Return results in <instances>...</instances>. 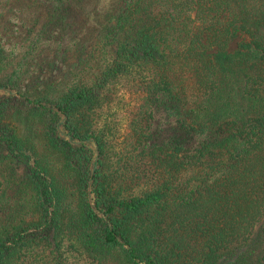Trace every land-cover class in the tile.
Instances as JSON below:
<instances>
[{
	"label": "trees",
	"instance_id": "1",
	"mask_svg": "<svg viewBox=\"0 0 264 264\" xmlns=\"http://www.w3.org/2000/svg\"><path fill=\"white\" fill-rule=\"evenodd\" d=\"M84 1L0 0V264H264V0Z\"/></svg>",
	"mask_w": 264,
	"mask_h": 264
},
{
	"label": "rangeland",
	"instance_id": "2",
	"mask_svg": "<svg viewBox=\"0 0 264 264\" xmlns=\"http://www.w3.org/2000/svg\"><path fill=\"white\" fill-rule=\"evenodd\" d=\"M23 7L26 5L31 4V6L27 7L29 10H19L14 8V15L8 17L9 18V25L12 27L14 32L19 33L23 31V27L30 28L32 27L33 32L37 31H45L52 29L53 27L60 28L64 24L66 27H77V25L83 19V13L79 10L76 6H71L69 11L65 12L64 14V21L60 20V15L57 16L56 11L54 10L55 0H40V6L36 9L35 4H33L34 0H22ZM88 1V0H87ZM86 3V0L84 1ZM112 0H106L105 7L106 9H111L113 7ZM39 8V9H38ZM32 12L37 13V15L33 18ZM58 19V21H57ZM57 23H56V22ZM56 24H58L56 27ZM92 28V26H91ZM89 32L90 29L86 31V34L83 39H89ZM16 33V34H17ZM23 38V36H21ZM21 38L17 40V45L21 44ZM247 40V37L242 34H237L232 41L228 44V50L233 51L237 48L238 44L241 41ZM23 42L22 44H25ZM84 55V53H82ZM81 56V55H80ZM41 57L45 60L43 65V72L48 73L51 72L52 74L61 75L64 72L68 71L71 68V64L77 60V52L73 47L67 43L66 40H62L61 46L57 53L46 52L44 51L41 54ZM117 101H119L118 105L114 108H111L115 114L114 119L116 120V128L117 133L121 134L125 131V125L127 118L129 117L130 111L133 109L134 105H136V95L132 94L128 91L120 90L118 93Z\"/></svg>",
	"mask_w": 264,
	"mask_h": 264
}]
</instances>
